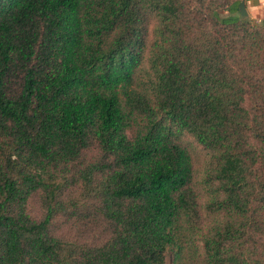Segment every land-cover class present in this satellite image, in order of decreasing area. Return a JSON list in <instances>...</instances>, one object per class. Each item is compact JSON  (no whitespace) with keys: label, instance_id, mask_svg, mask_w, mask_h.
<instances>
[{"label":"trees","instance_id":"obj_1","mask_svg":"<svg viewBox=\"0 0 264 264\" xmlns=\"http://www.w3.org/2000/svg\"><path fill=\"white\" fill-rule=\"evenodd\" d=\"M239 2L0 0V264H264V18ZM87 202L102 230H54Z\"/></svg>","mask_w":264,"mask_h":264},{"label":"rangeland","instance_id":"obj_2","mask_svg":"<svg viewBox=\"0 0 264 264\" xmlns=\"http://www.w3.org/2000/svg\"><path fill=\"white\" fill-rule=\"evenodd\" d=\"M182 139L188 140L192 144L193 155L195 165L200 168L202 165L203 151L201 147L195 143L187 135H182ZM30 211L32 214H38V202L33 199L29 204ZM104 227L102 220L95 212L94 208L87 202L83 206L77 209L76 215L72 217L59 218L54 224V230L57 232H74L75 235H87L96 234ZM171 252L166 250L165 252V264H170Z\"/></svg>","mask_w":264,"mask_h":264},{"label":"crops","instance_id":"obj_3","mask_svg":"<svg viewBox=\"0 0 264 264\" xmlns=\"http://www.w3.org/2000/svg\"><path fill=\"white\" fill-rule=\"evenodd\" d=\"M247 16L254 21L264 18V0H245Z\"/></svg>","mask_w":264,"mask_h":264},{"label":"water","instance_id":"obj_4","mask_svg":"<svg viewBox=\"0 0 264 264\" xmlns=\"http://www.w3.org/2000/svg\"><path fill=\"white\" fill-rule=\"evenodd\" d=\"M238 14L242 17L247 16L246 10H245V4L243 0H240L238 7H237Z\"/></svg>","mask_w":264,"mask_h":264}]
</instances>
